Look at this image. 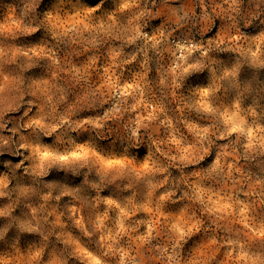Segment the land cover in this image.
I'll return each instance as SVG.
<instances>
[{"label": "rangeland", "instance_id": "1", "mask_svg": "<svg viewBox=\"0 0 264 264\" xmlns=\"http://www.w3.org/2000/svg\"><path fill=\"white\" fill-rule=\"evenodd\" d=\"M233 7L0 0V264H264V31Z\"/></svg>", "mask_w": 264, "mask_h": 264}, {"label": "clouds", "instance_id": "2", "mask_svg": "<svg viewBox=\"0 0 264 264\" xmlns=\"http://www.w3.org/2000/svg\"><path fill=\"white\" fill-rule=\"evenodd\" d=\"M247 3L248 9L251 8L253 3L256 4L259 12H264V0H233V11L236 13V16L239 18V21L244 23H248V30H246L243 34L248 37H253L257 33L264 31V25L257 21L248 22L247 17L253 15V13L249 10H241V5ZM258 15V13H256ZM235 19V18H234ZM79 178L71 177V176H63L62 181L64 183H75ZM10 243V242H9Z\"/></svg>", "mask_w": 264, "mask_h": 264}, {"label": "bare ground", "instance_id": "3", "mask_svg": "<svg viewBox=\"0 0 264 264\" xmlns=\"http://www.w3.org/2000/svg\"><path fill=\"white\" fill-rule=\"evenodd\" d=\"M3 94V93H2ZM27 96V95H26ZM21 100V99H20ZM2 111V110H1ZM8 111V110H7ZM15 111V110H14ZM32 117V116H31ZM3 122V121H2ZM12 126H13V124H12ZM16 131V130H15ZM0 138H1V136H0ZM2 140L4 139V140H7L8 138L7 137H5V136H3L2 138H1ZM24 141V140H23ZM4 146V145H3ZM2 147V146H1ZM23 149V148H22Z\"/></svg>", "mask_w": 264, "mask_h": 264}]
</instances>
